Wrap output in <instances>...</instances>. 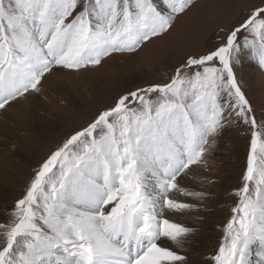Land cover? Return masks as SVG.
I'll list each match as a JSON object with an SVG mask.
<instances>
[{
	"label": "snow or ice",
	"instance_id": "1",
	"mask_svg": "<svg viewBox=\"0 0 264 264\" xmlns=\"http://www.w3.org/2000/svg\"><path fill=\"white\" fill-rule=\"evenodd\" d=\"M194 0H0V110L49 75L96 68L134 54L172 29ZM215 47L190 53L166 83L128 90L71 135L32 178L0 224V264H188L171 250L194 229L165 210L190 212L178 195L207 168L235 123L251 133L242 188L214 264H264V117L257 118L234 68L251 56L264 69V0L224 30Z\"/></svg>",
	"mask_w": 264,
	"mask_h": 264
},
{
	"label": "rangeland",
	"instance_id": "2",
	"mask_svg": "<svg viewBox=\"0 0 264 264\" xmlns=\"http://www.w3.org/2000/svg\"><path fill=\"white\" fill-rule=\"evenodd\" d=\"M260 2L194 0L190 8L176 17L167 34L153 38L138 52L114 53L100 66L79 72L61 70L48 76L39 95L29 92L13 102L20 103L19 120L4 116L0 119V224L14 220L15 204L23 198L36 172L71 135L112 107L124 92L168 82L187 54L203 53L215 47L219 37L225 34L221 29H231L253 4ZM234 71L255 115L258 119L264 117V69L251 56H242ZM247 128L242 122L228 125L207 156L208 167L193 166L196 175L184 180L182 186L204 193L200 198L178 195L179 200L186 198L194 205L188 221L181 213L165 211L173 215L166 214L174 222L194 229L185 246H174L187 261L214 264L211 258L223 242L224 228L237 204L234 193L244 183L242 175L246 171L251 138ZM9 150L27 158L23 167ZM3 236L0 245L6 242L4 233Z\"/></svg>",
	"mask_w": 264,
	"mask_h": 264
},
{
	"label": "bare ground",
	"instance_id": "3",
	"mask_svg": "<svg viewBox=\"0 0 264 264\" xmlns=\"http://www.w3.org/2000/svg\"><path fill=\"white\" fill-rule=\"evenodd\" d=\"M196 15V14H195ZM204 22V21H203ZM63 78V77H62ZM110 80V79H108ZM68 82V81H67ZM68 86L70 87V84L68 82ZM22 114V111H21V108H20V103H13L12 104V107H9L7 111L5 110H0V119L1 116H4V117H7V118H10L11 120L13 121H18L20 116ZM12 157L15 159L16 162L20 163V165L23 167V164L25 165V163L27 162V158L25 156H22L19 152L17 153H13L11 150L8 151ZM188 199L184 198L183 200H180V201H186V202H189L187 201ZM167 211V210H165ZM166 214L169 216V215H172V214H169L166 212ZM182 216L184 217V219H186V222L188 221V218H189V215H191V211L190 212H185V213H181ZM173 216V215H172ZM3 229L0 228V240L4 238L3 236ZM169 245H170V248L171 250H175L174 249V245H171V242H169ZM176 251V250H175ZM177 252V251H176ZM179 254V253H178ZM188 264H198L196 261L194 260H189L188 261ZM201 264V263H199Z\"/></svg>",
	"mask_w": 264,
	"mask_h": 264
}]
</instances>
